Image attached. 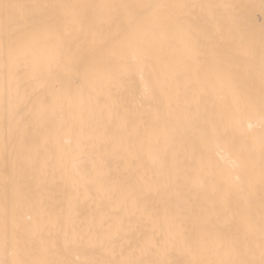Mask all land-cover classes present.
Wrapping results in <instances>:
<instances>
[{
  "label": "snow or ice",
  "instance_id": "1",
  "mask_svg": "<svg viewBox=\"0 0 264 264\" xmlns=\"http://www.w3.org/2000/svg\"><path fill=\"white\" fill-rule=\"evenodd\" d=\"M264 0H0V264H264Z\"/></svg>",
  "mask_w": 264,
  "mask_h": 264
},
{
  "label": "bare ground",
  "instance_id": "2",
  "mask_svg": "<svg viewBox=\"0 0 264 264\" xmlns=\"http://www.w3.org/2000/svg\"><path fill=\"white\" fill-rule=\"evenodd\" d=\"M261 20H264V17L259 18L257 23H259Z\"/></svg>",
  "mask_w": 264,
  "mask_h": 264
}]
</instances>
